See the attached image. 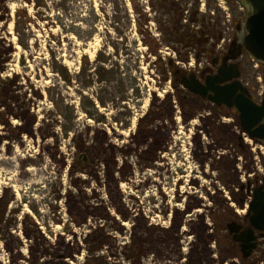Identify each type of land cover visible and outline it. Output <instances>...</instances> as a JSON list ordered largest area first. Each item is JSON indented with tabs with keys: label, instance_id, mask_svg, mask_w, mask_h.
Segmentation results:
<instances>
[{
	"label": "flooded vegetation",
	"instance_id": "af4514ba",
	"mask_svg": "<svg viewBox=\"0 0 264 264\" xmlns=\"http://www.w3.org/2000/svg\"><path fill=\"white\" fill-rule=\"evenodd\" d=\"M243 24L244 20H239L230 44L218 47L214 42L207 43L196 46V54H178L185 61L182 64L184 70H176L169 77L170 83H174L175 94L166 101L169 108L167 114L149 110L138 125L111 126L104 123L96 133L90 129L93 126H86V157H82L86 166V183L72 180L74 187H84L86 195L78 192L77 197L73 194L69 196L72 202L79 201L80 207L86 201L85 221L83 225H79L86 228V240L80 242L75 230L71 231L75 236L69 238L67 234L70 232L66 225V232L61 233L62 239H53L47 233V227L53 233L54 226L59 228L58 221L64 219V214L58 215L61 196L64 195V183H58V180L53 182L60 177V172L57 173L59 165L54 157L51 160L50 173L55 177H51V181L44 186L37 187L36 183L28 192L30 195H25V203L20 200V205L14 209L12 205L18 199L19 192L14 185L7 183L6 189L13 188V193L8 190L0 198V239L6 250L11 251L15 246V253H19L10 256L9 264H27L22 248L25 242L43 246L38 256H29L31 264H53L48 263L52 261L50 257L40 260V255L50 256V252L56 254L59 251H64L59 256L62 260L60 264H77L75 260L82 257L84 252L86 264L264 262V236L256 233V245L249 256L244 255L239 239L249 229V218L245 214L252 187L249 147L260 141L251 140L245 132L236 108H229L225 104L219 106L212 102L210 96L213 93L210 90L204 95L193 92L190 87L198 81L200 89L206 90L207 80H213L223 68L227 71L226 77H230L233 72L238 73L239 77L218 84V87L223 88L238 81L240 94H244L246 89L256 104L262 102L264 96L259 99L244 76L242 58L247 56L246 51L243 49L242 55L234 59L244 39ZM0 85L3 83L0 82ZM2 89L3 94L8 91L6 86H0V95ZM3 100L2 97V105ZM1 109L3 110L2 107ZM6 123L5 115L0 114V152L3 151L6 138L13 145L20 142L15 136L10 137ZM65 129L67 136L71 128ZM18 131L21 141L25 142L26 136L21 135L24 128H19ZM42 131L45 134L40 137L45 141L50 137L58 139L57 135L52 134L54 129L51 126H44L40 132ZM93 135L94 138L90 140ZM41 150V154L46 152ZM49 153L54 156L56 149L48 150ZM22 164L21 178L24 183L33 175L28 176V172L35 169L30 166H42L41 161L36 163L26 160ZM69 167L73 168L71 165ZM69 167L66 164L60 166L65 171ZM77 169L81 167L75 170ZM75 170L72 169L71 172ZM80 175L83 173L79 174L78 171L76 177ZM257 181L256 185V182L253 183L254 188L264 185V180ZM42 191H47L42 198L44 209L32 205V201ZM31 197L33 199L30 200ZM26 210L30 214L32 210L41 218L40 214L45 213L41 222L35 215L32 216L44 238L36 236L33 230L30 232L26 228L32 226L28 216L21 223L17 221L19 213L24 214ZM234 213H243L244 217L237 219ZM220 217L222 219L219 220ZM195 226L211 227L214 230L224 226L226 235H213L209 238L188 236L192 232L188 228ZM172 232L177 234L171 235ZM66 241L70 245L78 243L80 246L70 249L66 246ZM36 251L30 250V254ZM46 259L49 261L45 262Z\"/></svg>",
	"mask_w": 264,
	"mask_h": 264
},
{
	"label": "rangeland",
	"instance_id": "374dc122",
	"mask_svg": "<svg viewBox=\"0 0 264 264\" xmlns=\"http://www.w3.org/2000/svg\"><path fill=\"white\" fill-rule=\"evenodd\" d=\"M160 1L0 0L2 15L0 17V82L8 88L4 94L3 89L1 90L0 103L3 110H0V114L5 115L6 130L9 131L10 137L15 136L20 140L13 145V142L6 138L3 151L0 152V198L8 190H13V188L6 189L7 183H10L19 192L12 209L20 205V200L24 204L25 195H30L28 193L30 188L36 183H38L37 187L44 186L51 181V177H55L50 173L51 160L54 157L56 164L59 165L57 173L60 172V177L53 182L56 183L58 180V183H64L62 187L64 195L61 196L62 203L58 207L60 212L58 215L64 214V219L58 221L59 228L54 226L53 233L47 227V233L53 239L55 237L62 239L61 233L64 234L67 228L70 232L67 234L69 238L75 236L71 232L75 230L80 242L86 240L84 239L86 228L79 226L85 221L86 201L80 207L79 201L74 203L69 199L71 194L77 197L78 192L86 195L84 187L72 185L74 180L86 183V172H84L86 166L82 162V157H86V126H93L89 128L96 133L104 123L111 126L138 125L142 116H145L149 110L167 114L169 108L166 101L170 96H174L175 87L169 79L168 81L164 79L163 71L171 72L168 75V78H171L176 70H184L182 64L185 61L178 54L181 53L182 56L186 52L196 54L199 47L189 43V38H185L182 44L172 41L170 34L174 30L172 25L175 16H180L181 24L186 26L184 33L190 31L198 35L203 34L206 26L220 22L221 39L215 37L209 39L206 34L202 35L204 43L200 42L202 43L200 45L214 42L218 47L230 44V40L236 34L239 20H244V12L241 11V5L237 0H226L227 3L223 6L229 11L221 9L217 5V0H181L176 7H180V12H174L175 8L170 10L173 2L180 0H167L170 7L166 8L160 7ZM195 11H198L197 18L201 19L202 23L198 22L188 28V20ZM225 12L229 14L230 21H227ZM161 27L165 29L163 32ZM74 30L81 32L80 37L76 36ZM242 35H245L244 31ZM242 63L245 79L255 89V94L260 99L259 92H264V66L253 61L248 55L242 58ZM186 65L188 66V63ZM99 74L105 76L103 81L98 79ZM259 77L261 82L257 79ZM131 79H135V82ZM132 86L136 89L135 93ZM137 92L138 97H136ZM101 99L105 102L104 106L100 104ZM15 120L18 123H15ZM44 126H51L54 129L52 134L57 135L58 139L50 137L45 141L40 137L45 134L44 131L40 132ZM68 127L71 129L66 136L65 128ZM19 128H24L21 135L26 136L25 142L21 141ZM93 138L94 135L90 140ZM16 139L11 140L17 141ZM254 145L255 143L249 147L251 189L258 184L257 180L264 178L262 153L264 150L256 149L254 152L252 150ZM41 149L46 152L41 154ZM50 149H56L54 156L48 154ZM34 156L37 158L34 159ZM26 160L36 163L41 161L42 166L35 164L30 166L35 169L28 172V176L33 175L27 183H24L21 174L22 163ZM63 164L68 167L73 166L74 170L80 167L81 169L71 172L72 169L69 167L65 171L64 168H60ZM78 171L83 175L77 178ZM254 182L256 183L253 185ZM46 193L47 191L38 193L32 205L44 209L42 198ZM219 210L224 215L221 208ZM34 215L39 222L45 218V213L40 214L41 218L32 210L31 214L26 210L24 214L19 213L17 221L21 223L23 218L28 216L32 226L26 228L30 232L33 230L36 236L44 238L39 225L32 218ZM234 215L237 219L244 217L243 213L240 215L234 213ZM64 225L67 227L65 228ZM188 230L192 231L188 233L190 237L209 238L213 235H226L224 226L216 230L211 227L195 226ZM176 234L177 232L171 233V235ZM70 244L66 241V246L70 249L80 246L78 243ZM22 248L24 259L27 264H31L29 256H38L43 246L34 242H25ZM30 250L37 251L30 254ZM15 252V246L8 251L0 239V264H9L10 256L19 254ZM49 254L50 256L40 255V260L50 257L52 261L50 259L51 262H48L49 260L46 259L45 262L62 263L59 256H62L64 251ZM75 262L86 264V252Z\"/></svg>",
	"mask_w": 264,
	"mask_h": 264
},
{
	"label": "water",
	"instance_id": "95a60500",
	"mask_svg": "<svg viewBox=\"0 0 264 264\" xmlns=\"http://www.w3.org/2000/svg\"><path fill=\"white\" fill-rule=\"evenodd\" d=\"M237 1L246 14L244 20L245 37L242 44L239 45L238 54L234 59L241 56L244 49L253 61L264 66V0ZM234 70L236 71V69ZM229 71L231 72V70ZM226 73L227 71L221 68L213 80H207L208 87L204 91L200 89L198 81H195L190 87L193 92L204 95L207 90H210L213 93L210 96L212 102L219 106L225 104L229 108H236L240 113L245 132L249 134L252 140L264 142V100L260 104H256L246 89H244V94H240L238 81L223 88L218 87V84L239 77L236 72H233L230 77H226ZM247 217L249 218V229L239 238L245 256H249L255 248L256 233L264 236V185L252 191ZM230 232L233 233L232 228H230Z\"/></svg>",
	"mask_w": 264,
	"mask_h": 264
},
{
	"label": "trees",
	"instance_id": "16d2710c",
	"mask_svg": "<svg viewBox=\"0 0 264 264\" xmlns=\"http://www.w3.org/2000/svg\"><path fill=\"white\" fill-rule=\"evenodd\" d=\"M180 3H181V0L179 2H173V4L171 5L170 10H172L173 8H175V10L173 9L174 12H180L181 11L180 10V7L176 8L177 5L180 4ZM168 4L169 3H168L167 0H161L160 1V7L161 8L170 7V6H168ZM38 6H40V3H38ZM174 14H176V13H174ZM197 15H198V11L197 12L195 11L194 14H191L190 19L188 20V23H189L188 26H187L188 28H190L191 25L197 24L198 22L202 23L201 19L199 20L197 18ZM204 16L205 15H202V17H204ZM176 17L177 16H175L174 22H173V25H172V27L174 28V30H172V32L170 34L172 36V38H173L172 39L173 42H177L179 44H182V42L184 41L185 38H189V43H193L196 46H198V45L202 44L200 42H203V39L204 38L202 37V35L204 36V35L208 34V38L209 39L211 37H215L216 39H218L220 37V35L222 34L221 30L219 29L220 22H218V21L212 23V26L211 25L210 26H206V28H204V32H203L202 35H200V34L198 35L196 33H190V31H187L186 33H184L183 31H184V29H185L186 26H184V25L181 24L182 20L179 19L180 16H178L177 18ZM206 29H208V31H206ZM164 30L165 29L163 27H161V31L163 32ZM74 33L76 34V36L80 37V33L81 32L79 30H74ZM185 34H187V35H185ZM163 72L165 73V78L164 79L167 80L168 79V72H165V71H163ZM103 78H105V76H103L101 74L98 75V79L102 80ZM131 80L133 82H135V79H131ZM132 90H133L134 93L136 92L135 91L136 89H134L133 86H132ZM137 91H139V90H137ZM136 97H138V92L136 93ZM104 103H105L104 100L101 99L100 100V104L104 106ZM93 105H94V103H93ZM124 114L126 115L127 113H124Z\"/></svg>",
	"mask_w": 264,
	"mask_h": 264
},
{
	"label": "built area",
	"instance_id": "2783aa9c",
	"mask_svg": "<svg viewBox=\"0 0 264 264\" xmlns=\"http://www.w3.org/2000/svg\"><path fill=\"white\" fill-rule=\"evenodd\" d=\"M217 1H218L219 6L223 7V5L225 4V0H217ZM256 149H259L260 151H262L264 150V146L262 144H256L252 150L256 152ZM262 153L264 154V151Z\"/></svg>",
	"mask_w": 264,
	"mask_h": 264
},
{
	"label": "bare ground",
	"instance_id": "6f19581e",
	"mask_svg": "<svg viewBox=\"0 0 264 264\" xmlns=\"http://www.w3.org/2000/svg\"><path fill=\"white\" fill-rule=\"evenodd\" d=\"M2 15L0 14V17H1ZM11 34V33H10ZM14 39H15V37H14ZM14 39H13V42H14ZM15 48H18V47H15ZM15 123H18L16 120H15ZM200 212V211H199Z\"/></svg>",
	"mask_w": 264,
	"mask_h": 264
}]
</instances>
